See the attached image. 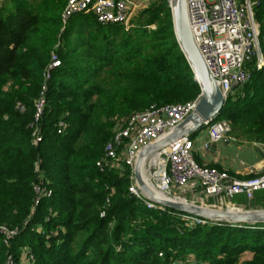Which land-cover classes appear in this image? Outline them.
I'll list each match as a JSON object with an SVG mask.
<instances>
[{
  "label": "trees",
  "instance_id": "obj_1",
  "mask_svg": "<svg viewBox=\"0 0 264 264\" xmlns=\"http://www.w3.org/2000/svg\"><path fill=\"white\" fill-rule=\"evenodd\" d=\"M67 1L10 0L0 8V228L19 230L9 245L0 234V264L30 255L26 264H264V224L188 225L183 213L148 209L133 196L125 163L97 167L131 115L202 94L169 4L153 1L130 30L85 14L62 31ZM251 1L264 53V0ZM53 53L61 67L36 124ZM234 95L216 120L231 123L233 138L263 144L264 68ZM37 185L52 195L40 198ZM234 203L264 209V191Z\"/></svg>",
  "mask_w": 264,
  "mask_h": 264
},
{
  "label": "built area",
  "instance_id": "obj_2",
  "mask_svg": "<svg viewBox=\"0 0 264 264\" xmlns=\"http://www.w3.org/2000/svg\"><path fill=\"white\" fill-rule=\"evenodd\" d=\"M152 2L155 0H145ZM172 9L173 0H166ZM149 4L137 0H68L62 13L63 30L73 17L94 14L103 24H121L129 26L135 10L146 9ZM251 0H187L189 21L194 39L213 78L228 100L243 88L252 78L253 70L264 68L261 25L254 14ZM61 67L57 53L52 54L50 64L44 73L45 85L36 102V124H39L46 107L47 83L54 72ZM199 98L188 103L153 105L145 111L137 112L119 124L111 140L105 145L104 155L98 161L101 171L125 163L132 171L130 193L141 200L148 209L165 211V207L150 199L138 186L135 179V166L141 151L153 145L182 125L198 105ZM24 111V106L19 104ZM36 126V125H35ZM67 124L59 123L60 132L66 131ZM208 140L203 148L208 150L214 143L232 138V125L228 120H212L205 123ZM41 138L35 140L39 144ZM195 142L190 137L178 139L162 147L151 156L144 166L148 170L151 188L163 198L186 201L197 205L217 209L235 210L241 208L233 204L237 196L254 200L256 193L264 191V173L249 179H237L229 173L215 167L203 166L194 156ZM159 156L163 164L153 165L152 158ZM202 195L198 200L185 196L187 190ZM178 191V193H176ZM36 194L42 198L50 197L52 191L41 185L35 187ZM40 198L38 200H40ZM212 198L213 202H209ZM39 204V201H37ZM104 217V213H102ZM186 224L203 225L208 221L187 214L181 215ZM6 245L19 234L18 229L0 228ZM164 257L163 253L159 254ZM30 259H34L30 255ZM22 259V264L30 260ZM7 264H17L10 256ZM170 264H203L193 259L176 260Z\"/></svg>",
  "mask_w": 264,
  "mask_h": 264
},
{
  "label": "water",
  "instance_id": "obj_3",
  "mask_svg": "<svg viewBox=\"0 0 264 264\" xmlns=\"http://www.w3.org/2000/svg\"><path fill=\"white\" fill-rule=\"evenodd\" d=\"M172 14L177 41L195 74L196 80L200 84L202 94L199 97L195 112L182 125L161 141L141 151L135 166L137 184L158 205L183 214L210 222L231 225L264 224V209L245 210L236 208L235 210H217L186 201L161 198L144 179V166L151 156L158 153L165 145L190 136L204 128L205 123L215 120L221 115L228 101L224 98L222 91L213 78L194 39L189 21L187 0H173Z\"/></svg>",
  "mask_w": 264,
  "mask_h": 264
},
{
  "label": "crops",
  "instance_id": "obj_4",
  "mask_svg": "<svg viewBox=\"0 0 264 264\" xmlns=\"http://www.w3.org/2000/svg\"><path fill=\"white\" fill-rule=\"evenodd\" d=\"M190 137L195 142L194 156L203 166L215 167L229 173L237 179H249L264 173V143L240 141L235 138L225 139L214 143L208 150L203 144L208 140L207 127L193 133ZM185 196L198 200L202 197L199 192L187 190ZM243 196H237L241 198ZM235 198V199H236ZM213 202L212 198H208ZM233 204L245 209L243 204Z\"/></svg>",
  "mask_w": 264,
  "mask_h": 264
},
{
  "label": "rangeland",
  "instance_id": "obj_5",
  "mask_svg": "<svg viewBox=\"0 0 264 264\" xmlns=\"http://www.w3.org/2000/svg\"><path fill=\"white\" fill-rule=\"evenodd\" d=\"M8 1H10V0H0V8L1 7H6L7 5H8ZM137 1H139V2H142V4H144V5H146V4H149L150 2H147V1H145V0H137ZM153 2V1H152ZM151 2V3H152ZM150 3V4H151ZM144 10H146V9H138V10H135L136 12L134 13V16L132 17V20H131V22H130V24H129V26H126V25H124V27H125V29L126 30H130L131 28H132V26H134V24L132 23V21L134 20V18H136L141 12H143ZM62 31H63V29H62ZM235 95H232L231 97H234ZM176 193H178V191H176ZM255 210H257V209H255ZM249 256H250V254H247V255H245V258H249Z\"/></svg>",
  "mask_w": 264,
  "mask_h": 264
},
{
  "label": "bare ground",
  "instance_id": "obj_6",
  "mask_svg": "<svg viewBox=\"0 0 264 264\" xmlns=\"http://www.w3.org/2000/svg\"><path fill=\"white\" fill-rule=\"evenodd\" d=\"M154 164L155 165H162L163 164V161H162V159L159 156H156V157L152 158V164H151V166H153ZM146 171H148V170H144L143 176H144L145 181L151 186L152 185L151 184V180H150V177L148 176V172H146ZM157 195L159 197L163 198V195L158 194V193H157Z\"/></svg>",
  "mask_w": 264,
  "mask_h": 264
}]
</instances>
